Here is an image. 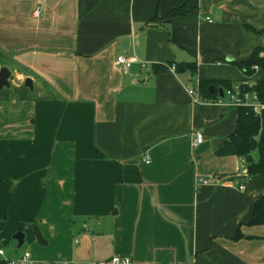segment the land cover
<instances>
[{"label":"crops","instance_id":"0c3cea01","mask_svg":"<svg viewBox=\"0 0 264 264\" xmlns=\"http://www.w3.org/2000/svg\"><path fill=\"white\" fill-rule=\"evenodd\" d=\"M263 43L264 0H0V182L16 228L45 240L29 260L264 264V221L247 224L264 175L227 141L238 108L188 89L258 78L231 60Z\"/></svg>","mask_w":264,"mask_h":264},{"label":"trees","instance_id":"16d2710c","mask_svg":"<svg viewBox=\"0 0 264 264\" xmlns=\"http://www.w3.org/2000/svg\"><path fill=\"white\" fill-rule=\"evenodd\" d=\"M187 10L186 4L173 8L168 16L184 13ZM155 20V17L152 19ZM232 63L236 64L247 76H252L256 72L257 67L263 70L258 78L245 81L242 87L254 89L257 91L261 100H264V43L256 46L250 56L245 59H234ZM169 65L175 64V70L190 67L193 72L198 70L197 61L170 62ZM216 88L223 87L225 89L232 87V81L223 78H204L199 77L197 90L200 95L199 100L207 99L218 101L224 99L217 90H211L210 86ZM1 104V98H0ZM238 118L235 128L227 135V141L232 144L237 153L245 158L247 165V173L249 177L264 175V107L255 110L248 105H238ZM264 221V193L261 194L254 202L251 216L247 224H260ZM38 238L45 241L40 231H37ZM245 234L240 226L235 234L236 238H240ZM0 264H11L8 259H0Z\"/></svg>","mask_w":264,"mask_h":264},{"label":"rangeland","instance_id":"374dc122","mask_svg":"<svg viewBox=\"0 0 264 264\" xmlns=\"http://www.w3.org/2000/svg\"><path fill=\"white\" fill-rule=\"evenodd\" d=\"M231 106L233 108L234 105ZM230 110L231 108L228 110V113H230ZM1 183L2 182H0V226L2 225V227H0V247H2L3 252L0 253V259L9 260L21 257L26 250H29L32 253L36 251L34 249L35 245L32 243H35L36 245L39 244L40 246L44 245L43 242L36 236L35 227L29 226V230H27V224H29V222H23V227H26V238L21 246L18 245V240L14 237V234L20 229V227L16 228V225L18 224L17 218L9 205V200H13L9 197V192H11L13 185L8 184V182L3 184ZM38 221V223L43 226L44 223L41 220ZM75 237L81 239L80 235H76ZM55 248L56 245H53V247H49V249L46 250V254H52V256H50V264H59V262L61 263L64 261L63 258H61V255L54 256L53 252L60 253L59 250ZM45 260L46 258L35 260L30 258V260H28L25 264H46Z\"/></svg>","mask_w":264,"mask_h":264},{"label":"built area","instance_id":"2783aa9c","mask_svg":"<svg viewBox=\"0 0 264 264\" xmlns=\"http://www.w3.org/2000/svg\"><path fill=\"white\" fill-rule=\"evenodd\" d=\"M36 14L40 13V9L37 8L35 11ZM207 18L211 19L210 16ZM134 62V59L132 56H127L125 54L118 55L116 59V63L120 67H129ZM175 64L171 65V68L175 69ZM254 67L257 69V65H254ZM188 89L190 93L194 96L196 100H199V93L197 90V87L193 84L188 83ZM224 96L226 98V101L230 105L238 106V105H248L253 107L255 110H260L264 107V100H261L258 96V93L254 89H248L244 88L241 85L238 86H232L230 88H227L224 90ZM205 140V133L201 129H197L195 131V138H194V144H199ZM216 177L213 176H207V177H200V181L202 182H213ZM215 181H218V179H215ZM240 187H244V183L240 184ZM0 252H3V249L0 248ZM30 257V252L26 251L24 255L20 259H9V262L11 264H25ZM113 262L116 263H131L132 260L129 256L125 255H115L112 258ZM63 264H68L67 261H64Z\"/></svg>","mask_w":264,"mask_h":264},{"label":"water","instance_id":"95a60500","mask_svg":"<svg viewBox=\"0 0 264 264\" xmlns=\"http://www.w3.org/2000/svg\"><path fill=\"white\" fill-rule=\"evenodd\" d=\"M9 75H10V70L6 66H4L0 69V88L4 85L10 84V82L8 80ZM29 81H30V79H29ZM210 88L212 91L216 89V87L214 85H211ZM219 93H220V95H224L223 87H219ZM225 139H226L225 137L218 138L216 140L215 146L218 143L223 142ZM0 227H2V225ZM14 237L16 239H18V245L21 246L23 244L24 238H25L24 230H22V229L17 230V232H15V234H14Z\"/></svg>","mask_w":264,"mask_h":264}]
</instances>
